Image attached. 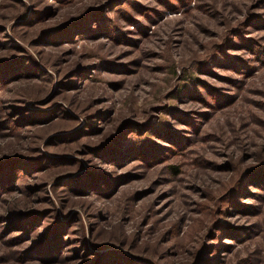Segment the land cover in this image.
Masks as SVG:
<instances>
[{
	"label": "rangeland",
	"instance_id": "obj_1",
	"mask_svg": "<svg viewBox=\"0 0 264 264\" xmlns=\"http://www.w3.org/2000/svg\"><path fill=\"white\" fill-rule=\"evenodd\" d=\"M0 264H264V0H0Z\"/></svg>",
	"mask_w": 264,
	"mask_h": 264
}]
</instances>
